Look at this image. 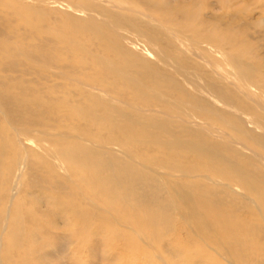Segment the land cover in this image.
Here are the masks:
<instances>
[{
	"label": "bare ground",
	"instance_id": "bare-ground-1",
	"mask_svg": "<svg viewBox=\"0 0 264 264\" xmlns=\"http://www.w3.org/2000/svg\"><path fill=\"white\" fill-rule=\"evenodd\" d=\"M216 63L264 110V0H0V264H64L47 250L75 239V255L111 258L103 227L144 264H163L161 247L182 262L200 242L226 263L256 264L264 134L249 135L233 114L211 125L222 141L126 118L132 106L176 116L202 104L159 67L190 85V75L214 79L205 70L216 75ZM231 92L220 93L254 113Z\"/></svg>",
	"mask_w": 264,
	"mask_h": 264
},
{
	"label": "rangeland",
	"instance_id": "rangeland-1",
	"mask_svg": "<svg viewBox=\"0 0 264 264\" xmlns=\"http://www.w3.org/2000/svg\"><path fill=\"white\" fill-rule=\"evenodd\" d=\"M64 8L61 7V10H63ZM253 17L255 18V16L253 15ZM146 56V55H145ZM166 57V56H164ZM162 61L160 62L161 65H167L166 67L168 69L169 68V62L168 60H165V58L161 59ZM167 64H166V63ZM220 65L221 68H219V70H215L217 71L216 75L214 73V67H207L205 70L206 75H211L214 79H199L198 77H195L193 75H190V77L195 81L190 82L191 84H184L182 81V78H178L173 74V70L171 71H167L164 68L159 67V72L162 74H168L167 77H171L175 80L178 79V82L182 84V86L191 94H193L194 99H196L197 101L201 100L203 103L202 104H198V106L196 105L195 107H193L190 111H188L186 109V107H184V111H181L180 115H171L168 116L164 113H160L157 111H146L144 110L142 107H134L132 106L131 109L130 108H126L125 112L127 113V117L129 118V120L135 121L136 119L138 121H140L141 119H144L145 122L142 123H150L149 125H152V130L153 131H158V129H156L155 127L160 126L161 124L165 127V128H169L170 131H173L176 135L182 136L181 138H186L187 134L190 132V128L191 129H196V130H201L200 133L202 134V137L204 138V140H225L222 138L221 133H218V131L213 132L212 130V124H217V122L220 121V118L217 116L219 115L218 113H221L220 115L223 116H229V115H234L236 118H238L239 120L243 121L244 125H245V129L248 131L249 135H254L253 137H256V132L257 135L260 134H264V110L258 108V104L254 101V98L250 97L248 95V88H244L237 79H235L234 77H229L226 78V72L229 71V66H226L225 64L222 63H216L214 64L215 66ZM165 67V68H166ZM171 67V66H170ZM163 70V71H162ZM136 71V70H135ZM252 71H254V69H252ZM162 74V75H164ZM174 75V76H173ZM188 77V78H190ZM167 78L168 82H171L169 79ZM252 80L255 81L256 78L255 76L252 77ZM152 82H154L153 80H151ZM210 81H213V84L211 87L215 86L216 90L214 89V93H208L205 90V87L210 84ZM193 83V84H192ZM150 85V83L148 84ZM263 89H264V82L261 83ZM164 85L162 84V87ZM202 88L201 90L198 89ZM229 88L230 91H232V97H234V101L236 104H240L242 102H245L246 104L250 105L253 108L254 113H251V111L249 113H247L246 115L243 114V112H240L238 110L237 112V106H234L233 104H229L228 101L225 97H223L224 95L221 94L220 92L223 91V88ZM175 88L174 84L170 85V89ZM196 88V89H195ZM87 89V88H86ZM163 91L165 92V88H162ZM169 89V88H167ZM195 90V91H194ZM160 95V93H158ZM212 94V95H211ZM230 94V93H229ZM231 95V94H230ZM104 102L106 104H110V100L111 98L108 96L103 95L102 96ZM160 102V101H158ZM175 104L178 103H182L180 102L178 97H175L172 101ZM112 103H114V101H112ZM111 103V104H112ZM189 103V105H193L196 103H192L190 102V100H186L185 104L187 105ZM227 103V104H226ZM226 104V105H225ZM161 106L158 105V108H160ZM216 109H215V108ZM230 107V108H229ZM162 108V107H161ZM188 108V106H187ZM218 110V112H216ZM223 110H225V112L227 111V113H225ZM99 108L95 107L92 111L91 114L92 115H100V113L98 112ZM224 112V113H223ZM248 112V111H247ZM190 113L194 114V115H190ZM216 114V115H215ZM249 114V115H248ZM190 115V116H189ZM113 116H115L114 118L120 122L118 120V118H116L117 116L115 114H113ZM137 116V117H135ZM182 116V118H180ZM193 116V117H192ZM246 116L251 118L252 116H255V118H253V120L255 121V124L252 123H246ZM194 118L191 121H185L184 119L186 118ZM160 119V120H159ZM159 122H158V121ZM170 121V122H169ZM195 122V123H193ZM165 123V124H163ZM157 125V126H156ZM218 125V124H217ZM187 126V127H186ZM186 127V129H185ZM247 127V128H246ZM159 128V127H158ZM188 128V130H187ZM198 128V129H197ZM161 131L162 129L159 128ZM252 130V131H251ZM256 130V131H255ZM100 132V130H99ZM192 134H194L193 131H191ZM217 132V133H216ZM255 132V133H254ZM101 133V132H100ZM172 133V134H174ZM252 133V134H250ZM163 134V132H162ZM171 134V133H170ZM191 135V133H189ZM194 135H198V134H194ZM217 135V136H216ZM212 136L215 138H212ZM225 136V131L223 130V137ZM196 141V139H195ZM83 143V145L85 144V147L88 143V141H81ZM224 142V141H223ZM198 143H204V141L202 139H198ZM232 148H240L238 146H236L235 144H231ZM87 148V147H86ZM80 153L77 152L76 156ZM73 159H77L79 161H81L80 156H77ZM84 160V159H83ZM82 160V161H83ZM86 161H88L89 163L92 161V158H90V156H87L85 158ZM255 173V171L253 172ZM179 181H183L184 179H178ZM220 194L226 190H228V188L224 187V186H220ZM168 189L166 187H164V194L165 196L168 194ZM233 192H235V194H233L234 198L236 200L241 199L240 193L241 191L236 187L233 189ZM243 193V192H242ZM240 210L242 213H244V208H239L237 210V214H240ZM72 220V218H70ZM69 217L67 216V214H65V222H62L61 224H65L66 227V221H70ZM122 225V224H121ZM181 226V223L178 222L177 220V224H176V228L179 229ZM128 230V228H127ZM193 230V228H192ZM260 230H261V235L262 237H259L260 239H263L264 241V224L260 225ZM102 234H103V239L106 240H111L113 242V244L111 245V249H113V251H115V253L113 254V256L111 258H108L107 255H105L104 251H97L98 254L95 255V258L93 257V260H90L88 258L87 255H83V254H76L74 252H76L78 249H80V244L77 242V240H65V247L63 244H60L59 242V246L61 249H59V251L53 249L52 247L49 248L47 251L49 253V255L53 258H56L59 256V258H62V262H65L64 264H81V262H84L83 264H91V262L93 261L94 264H129L131 262H133L134 264H144L143 262L140 261H136V255L134 256L133 254L127 253L123 250L122 248V242L123 240L120 237H115L114 234L108 232V230L103 227L102 228ZM176 242L178 244H183L185 242H187L186 240H176ZM168 243V242H166ZM164 243V244H166ZM264 246V243H261ZM167 246V245H164ZM105 247V245H104ZM102 247V248H104ZM160 253L163 255V258L165 259L163 261V264H229L226 263L225 259L221 258L220 256H218L216 253H214L213 250L209 249L206 245H204L203 243H194V244H188V246L186 247V249L180 253L179 255L184 259L182 262L181 261H172L171 259H173V257H171V253L168 249L161 247L160 249ZM63 255V257H61L60 255ZM48 264H55L56 260H46ZM136 261V262H135ZM255 261H258L256 264H264V251L260 254L257 255V257L255 258ZM146 262H149V259H146Z\"/></svg>",
	"mask_w": 264,
	"mask_h": 264
}]
</instances>
